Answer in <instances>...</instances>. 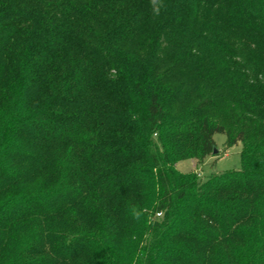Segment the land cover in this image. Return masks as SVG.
<instances>
[{"label":"trees","instance_id":"trees-1","mask_svg":"<svg viewBox=\"0 0 264 264\" xmlns=\"http://www.w3.org/2000/svg\"><path fill=\"white\" fill-rule=\"evenodd\" d=\"M163 3L0 0V264H264V0Z\"/></svg>","mask_w":264,"mask_h":264},{"label":"rangeland","instance_id":"rangeland-1","mask_svg":"<svg viewBox=\"0 0 264 264\" xmlns=\"http://www.w3.org/2000/svg\"><path fill=\"white\" fill-rule=\"evenodd\" d=\"M192 105L191 99L187 96H181L172 102L174 108V116L178 119L184 116L185 111ZM175 118V120H176ZM174 120V121H175ZM157 136H155L156 138ZM214 139L217 144L218 153L201 158L195 148L193 140H188L192 148L193 154L185 156L177 160L173 165L180 176L193 174L196 177L197 183H202L208 177L215 174L224 173L230 170L242 168L241 150L242 143H238L231 148L226 149V135L223 133H216ZM183 179V178H182Z\"/></svg>","mask_w":264,"mask_h":264},{"label":"clouds","instance_id":"clouds-1","mask_svg":"<svg viewBox=\"0 0 264 264\" xmlns=\"http://www.w3.org/2000/svg\"><path fill=\"white\" fill-rule=\"evenodd\" d=\"M150 6L154 15H159L164 8L163 0H150Z\"/></svg>","mask_w":264,"mask_h":264},{"label":"water","instance_id":"water-1","mask_svg":"<svg viewBox=\"0 0 264 264\" xmlns=\"http://www.w3.org/2000/svg\"><path fill=\"white\" fill-rule=\"evenodd\" d=\"M216 153H218V150L217 149L214 150V154H216Z\"/></svg>","mask_w":264,"mask_h":264}]
</instances>
